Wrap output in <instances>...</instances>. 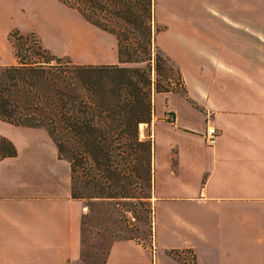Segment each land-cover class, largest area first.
Wrapping results in <instances>:
<instances>
[{
    "label": "crops",
    "instance_id": "1",
    "mask_svg": "<svg viewBox=\"0 0 264 264\" xmlns=\"http://www.w3.org/2000/svg\"><path fill=\"white\" fill-rule=\"evenodd\" d=\"M223 1L235 29L188 26L200 43L162 47L183 85L154 96L141 135L153 141L151 237L114 241L104 264H264V0ZM74 11L60 0H0V72L17 63L12 29H43V45L63 54L51 43L73 29ZM209 126L219 132L214 146ZM0 138L16 148L0 154V264H81L86 206L73 197L70 162L43 128L0 119Z\"/></svg>",
    "mask_w": 264,
    "mask_h": 264
},
{
    "label": "trees",
    "instance_id": "2",
    "mask_svg": "<svg viewBox=\"0 0 264 264\" xmlns=\"http://www.w3.org/2000/svg\"><path fill=\"white\" fill-rule=\"evenodd\" d=\"M60 1L116 36L119 62L77 64L51 53L35 32L12 29L17 63L0 72V119L48 132L59 158L70 162L74 198L142 202L153 187V141L139 126L151 127L157 93L180 91L169 76L160 79L167 69L180 71L155 46L163 30L155 26V0ZM0 154L14 156L16 148L0 138Z\"/></svg>",
    "mask_w": 264,
    "mask_h": 264
},
{
    "label": "rangeland",
    "instance_id": "3",
    "mask_svg": "<svg viewBox=\"0 0 264 264\" xmlns=\"http://www.w3.org/2000/svg\"><path fill=\"white\" fill-rule=\"evenodd\" d=\"M223 4V0H155V26L163 28L155 37V46L162 50L164 46L186 41L190 36L181 28L188 26H193L196 32L201 29H235L224 18ZM69 18L73 29H67L68 33L65 29H60V37L51 43L53 48L63 54H57L50 49L51 53L68 56L75 63H88L97 61L99 56L118 54V40L115 35L85 22V18L77 11ZM34 32L42 37L43 29H36ZM198 38L190 37L189 40L200 43ZM167 76L173 86L182 88L180 84L183 85V82L176 70L170 72L167 69V74L160 77L163 83H166ZM162 108L163 104L159 101L157 112ZM144 127L146 132L150 130V125L146 124ZM80 179L87 181L88 174H82ZM86 193L91 196L94 192L92 188H87ZM83 201L86 214L83 218L81 264H103L116 240H150L153 213L150 198L141 202L135 198L110 200L87 197Z\"/></svg>",
    "mask_w": 264,
    "mask_h": 264
},
{
    "label": "built area",
    "instance_id": "4",
    "mask_svg": "<svg viewBox=\"0 0 264 264\" xmlns=\"http://www.w3.org/2000/svg\"><path fill=\"white\" fill-rule=\"evenodd\" d=\"M218 136H219V132L216 127L214 126L207 127L206 132L204 134V139L206 144L208 146H214ZM178 256L186 262H193L194 260V254L191 252H185L184 254Z\"/></svg>",
    "mask_w": 264,
    "mask_h": 264
},
{
    "label": "bare ground",
    "instance_id": "5",
    "mask_svg": "<svg viewBox=\"0 0 264 264\" xmlns=\"http://www.w3.org/2000/svg\"><path fill=\"white\" fill-rule=\"evenodd\" d=\"M144 125H145L144 123L140 124V126H139V128H140V134L139 135H142Z\"/></svg>",
    "mask_w": 264,
    "mask_h": 264
}]
</instances>
